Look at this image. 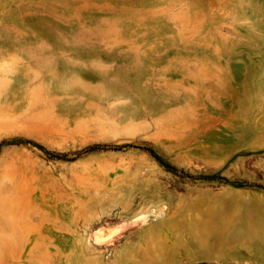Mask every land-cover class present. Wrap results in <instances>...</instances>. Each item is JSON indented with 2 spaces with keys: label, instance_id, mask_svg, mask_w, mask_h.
Segmentation results:
<instances>
[{
  "label": "rangeland",
  "instance_id": "obj_1",
  "mask_svg": "<svg viewBox=\"0 0 264 264\" xmlns=\"http://www.w3.org/2000/svg\"><path fill=\"white\" fill-rule=\"evenodd\" d=\"M0 264H264V0H0Z\"/></svg>",
  "mask_w": 264,
  "mask_h": 264
},
{
  "label": "bare ground",
  "instance_id": "obj_2",
  "mask_svg": "<svg viewBox=\"0 0 264 264\" xmlns=\"http://www.w3.org/2000/svg\"><path fill=\"white\" fill-rule=\"evenodd\" d=\"M103 240V238L99 235V234H96L95 235V237H94V241L95 242H98V241H102ZM146 247V246H145ZM147 248V247H146ZM145 251V250H144ZM192 251V250H191ZM189 253V252H188ZM196 254H198L197 256H198V260H207V259H209L210 257H212V253H210V252H202V251H200V250H198V249H196ZM190 255V254H189ZM191 256V255H190ZM188 258V257H187ZM193 258H194V256H193ZM190 259H192V257H190ZM187 261V260H186ZM185 261V262H186ZM197 261V260H196ZM196 261H194V262H196ZM219 262V261H218ZM188 263H191V262H188Z\"/></svg>",
  "mask_w": 264,
  "mask_h": 264
}]
</instances>
